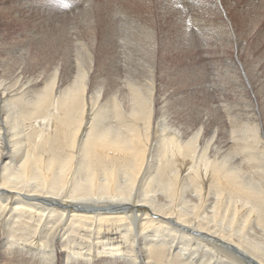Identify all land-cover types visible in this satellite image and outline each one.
<instances>
[{
    "label": "bare ground",
    "instance_id": "obj_1",
    "mask_svg": "<svg viewBox=\"0 0 264 264\" xmlns=\"http://www.w3.org/2000/svg\"><path fill=\"white\" fill-rule=\"evenodd\" d=\"M258 21L264 0H0V264H264ZM188 68L220 100L167 106Z\"/></svg>",
    "mask_w": 264,
    "mask_h": 264
},
{
    "label": "rangeland",
    "instance_id": "obj_2",
    "mask_svg": "<svg viewBox=\"0 0 264 264\" xmlns=\"http://www.w3.org/2000/svg\"><path fill=\"white\" fill-rule=\"evenodd\" d=\"M5 3L8 2V4H12V0H4ZM80 4V0H79ZM264 29V21H258L256 22V32H263ZM0 33L3 34L6 41H9L12 43V30H4L1 29ZM205 51V48L202 49ZM211 50V49H210ZM212 51V50H211ZM144 56V55H143ZM145 57V56H144ZM210 59V58H208ZM189 67V66H186ZM207 68H211L210 64H206ZM224 76L218 72V69L211 72H205L203 70L195 71L192 68L186 69L184 72H182L181 77H175L173 79L169 80V88L171 91H173L171 97L168 98L167 106L174 107L175 104L178 102V97L180 95H184L187 92L191 91H197L198 97L207 96V105L215 100H220V93H221V85L225 82ZM176 91H180L181 89H184V91L180 94H175ZM91 111V108H89ZM92 116L94 117L93 111H91ZM89 132L88 126L84 129V133L82 135V139H84L86 136L85 134ZM238 262V261H237ZM238 264H247L246 262H239Z\"/></svg>",
    "mask_w": 264,
    "mask_h": 264
}]
</instances>
